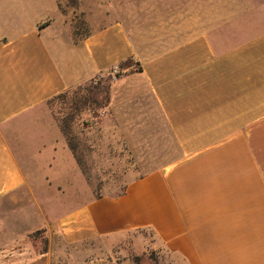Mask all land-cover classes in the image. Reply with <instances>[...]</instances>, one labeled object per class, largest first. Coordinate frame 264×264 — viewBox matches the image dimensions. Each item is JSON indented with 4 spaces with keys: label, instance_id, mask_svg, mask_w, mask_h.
Listing matches in <instances>:
<instances>
[{
    "label": "crops",
    "instance_id": "0c3cea01",
    "mask_svg": "<svg viewBox=\"0 0 264 264\" xmlns=\"http://www.w3.org/2000/svg\"><path fill=\"white\" fill-rule=\"evenodd\" d=\"M179 7L183 39L142 57L127 20L96 0H80L78 36L57 0H0V264H50L51 244L29 237L39 229L65 245L148 229L167 264H264V7ZM113 66L97 121L140 116L124 98L149 96L178 154L53 220L42 192L64 181L58 165L79 168L47 101Z\"/></svg>",
    "mask_w": 264,
    "mask_h": 264
},
{
    "label": "rangeland",
    "instance_id": "374dc122",
    "mask_svg": "<svg viewBox=\"0 0 264 264\" xmlns=\"http://www.w3.org/2000/svg\"><path fill=\"white\" fill-rule=\"evenodd\" d=\"M96 1L106 8L107 14L116 13V17L127 20L129 28L132 27L131 34L142 57H149L183 39L177 36V17L182 0ZM243 2L257 3L264 7V0H243ZM79 4L80 0H59L60 10L67 15L72 29L73 25H77L79 34L83 35L87 34L88 27L85 13L79 8ZM119 76L120 74L113 76L111 73L95 76L80 85L81 93H86L85 88L89 87L93 89L91 94L95 93V96L100 98L101 95L97 90L107 84L111 85ZM134 98L135 96L131 95L124 98L126 102L133 104L130 113L135 115L136 111L133 108H139L142 113L140 116L129 117L126 120L117 119L119 122L118 124L116 121L117 127H113L109 119L105 121L104 126L101 120L97 121L101 116L107 115L103 111L105 107L87 108L80 115L76 133L83 147L85 175L88 178L79 167V171L76 168L72 170L68 165L66 173L64 162L58 165V173H61L58 178L64 181L53 183V188L49 193L42 192L44 196L41 198L42 204L53 220L86 204L100 194L107 196L121 194L132 178L158 168V165H146L145 162L157 163L178 154L172 137L167 133L163 119L159 117L151 98L149 96L139 97L138 100ZM63 106L65 105L62 101L54 100L48 108L50 111L58 112ZM86 125L89 128L82 131L81 127ZM56 186L58 192L54 191ZM47 239L48 246L51 244L50 264H167L161 259L160 250L155 248L154 235L148 229L77 245H65L60 235L55 232L51 243L48 237ZM34 240L37 242L36 249H42V238Z\"/></svg>",
    "mask_w": 264,
    "mask_h": 264
},
{
    "label": "trees",
    "instance_id": "16d2710c",
    "mask_svg": "<svg viewBox=\"0 0 264 264\" xmlns=\"http://www.w3.org/2000/svg\"><path fill=\"white\" fill-rule=\"evenodd\" d=\"M57 1L59 4V0ZM73 5L74 3L72 4V6ZM77 27V25H73V33L75 34V36L82 35L79 34ZM125 63L126 61L120 63L119 66H124ZM85 90L86 93H81V86L77 85L72 90L69 89L62 93H59L47 101V105H50L54 100H60L65 105L63 106L62 110L58 112L51 111V114L57 122V125L66 141L67 147L73 155L77 166L81 169V171H83L84 175L86 171V164L83 159V147L76 133V127L79 124L80 115L85 109L107 106L109 102L110 84H107L101 89L97 90V93L101 95L100 98L95 96V93L91 94L93 90L92 88L87 87L85 88ZM85 177L88 178L87 175H85ZM29 237L33 240L39 237L42 238L43 248L40 250L42 252H47L48 239L44 229H39L32 232L31 234H29Z\"/></svg>",
    "mask_w": 264,
    "mask_h": 264
},
{
    "label": "built area",
    "instance_id": "2783aa9c",
    "mask_svg": "<svg viewBox=\"0 0 264 264\" xmlns=\"http://www.w3.org/2000/svg\"><path fill=\"white\" fill-rule=\"evenodd\" d=\"M118 71H119L118 66H113L111 69V74L115 76L118 73Z\"/></svg>",
    "mask_w": 264,
    "mask_h": 264
}]
</instances>
